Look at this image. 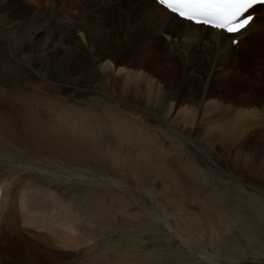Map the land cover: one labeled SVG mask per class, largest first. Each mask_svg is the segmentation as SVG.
<instances>
[{"label": "bare ground", "instance_id": "6f19581e", "mask_svg": "<svg viewBox=\"0 0 264 264\" xmlns=\"http://www.w3.org/2000/svg\"><path fill=\"white\" fill-rule=\"evenodd\" d=\"M33 1L35 3L33 8L35 9L32 8L31 14L25 19L27 26H25L26 24L24 27L22 25L21 34L24 36H19L18 38L20 34L9 33L11 38H8L9 40L11 39L9 45L14 53L26 50L30 58L32 54L35 53L33 55L35 56L39 52L37 47L32 46L34 44L32 41L33 34L43 29V25L51 20L52 17V21L62 23L74 18L72 15L60 10L65 7L79 6L76 1L80 0H71V4L70 0ZM86 1L89 0H84L81 7L85 5ZM152 1L153 3L150 0H131L130 6L132 2L135 5L134 7L139 6L143 11L138 13L139 17L137 19L134 10L133 13L128 12V17H135V19L131 25L129 23L130 20H127L128 23L125 22L123 30L129 31L133 35L135 32L138 34L146 30L147 38L150 39L152 37L151 34L155 33L163 34L164 38H167L169 34H166L163 30L174 29L175 33L170 34L173 36L171 39L173 43L177 44L178 42L182 49H192L203 45L209 50H216L221 55L231 50L233 44H231L230 37L234 35L223 34L208 27L182 21L167 12H162L154 0ZM43 2L46 4H43ZM16 4L14 5L16 6ZM41 4H43V8L44 6L47 8L46 11L40 9ZM28 6L30 7L31 5L28 3L27 8ZM258 8H261V12L258 11ZM113 9L118 10V7L115 5ZM253 11L258 12L254 16V23L247 31L237 34L239 37H243L244 33L251 28L260 25L259 30L255 32V37L264 33V6H257ZM3 18L5 19L6 17ZM3 18H0L1 22H3ZM29 25H32L30 30L28 29ZM97 29L95 33L93 28L89 29L87 27L85 28L86 33L80 34L81 37L86 38L81 40L83 42L86 41L90 46L88 53L91 56L93 66L100 72L99 76L102 75V79H104V89L111 85L113 91L114 87L119 95L128 97V88L130 89L129 86H131L132 82L138 80L140 84L141 81H144L146 84L145 92L137 89L139 84L136 82V84L133 82L134 88L131 89L134 92L143 93L145 102L149 104L154 94L155 101H153L155 104L158 103L160 107H165L159 100V90L148 85L149 80L145 79L150 78L140 69V67H144V62L137 60V57L140 55L142 57L143 53L130 54L128 60L119 61L116 58V53L114 54L110 49L111 45L108 44L111 40L106 37V34L109 32H102V30L100 32ZM207 32H209V36L205 40L204 36ZM25 36H27L28 40L24 43ZM210 41L213 42V46H210ZM262 42L263 51L256 48L257 52H264V40ZM24 56L26 58V55ZM46 59L47 57L41 60L44 62ZM24 60L26 61V59ZM6 62H4V66L7 64ZM18 63L14 64L16 66L15 69H10L0 64V101L8 109L6 110L8 115H6L3 111L4 107H1L3 105H0V184L2 186L0 264H163L164 259H157V256L161 255H158L157 250L152 249L153 253L148 250L147 254L143 252L144 254L137 258L135 256L137 253H135L134 258L131 257L133 255L129 253L130 251L126 244L128 233L137 235L147 230L153 231L157 235H161L162 231H168L169 236L165 235V237L171 240L172 243H176V239L179 238V233L169 222L168 215L151 208V205L145 199V193L151 192L148 190L151 178L150 158L142 155L138 149L128 144V133L120 136L112 132L113 128H107L104 132L102 130L103 125L100 127L99 134L95 132L96 124L99 120L97 116L94 117L92 115L93 119L92 117L91 121L88 119V122L90 121L89 126L85 128V113L71 105L67 108L70 110L76 109L74 113L62 110L52 121L42 118L38 111L32 110L31 106L33 99L37 97H32L31 92L26 91L22 84L24 81L23 75L27 68L22 70L23 67L20 68V65H17ZM29 63L31 62L29 61ZM34 65L40 66L35 68L37 70L35 71L44 81L51 84L52 80H48L50 77L51 79L57 78L56 82L67 84L63 86L58 84V87L54 86L56 83L53 86L50 84L43 86L42 82L36 84L39 87L38 89L42 91V102L39 101L41 97L39 100L37 99L41 104L46 105L49 101V96L43 95V92H49L48 95L51 93L57 96V93L60 94L64 90L68 91L71 87H78L76 84V86H68L71 85L69 83L71 80L64 75L63 71L54 75L51 66H44L37 60ZM226 71L228 72L229 70L226 69ZM31 72V76H34L35 72ZM56 75L57 77H53ZM58 79L66 80L61 81ZM35 89L37 90V88ZM80 90L81 92H86L82 89ZM171 93L170 91L168 94ZM225 93L211 95L213 98L211 97L212 99L208 103H206L207 100L205 101L202 116L210 115L202 119L203 126L200 124L206 133L203 141L201 139L206 149L204 151L205 155L222 172L224 167L219 164V159L226 153L237 168L241 165L250 167L253 162L264 158V152H261L260 155H256L250 160L246 159L249 151L256 148V141L260 139L262 144L264 141V93L255 94L248 97L247 100H237L235 101V105H237L232 109L224 108L222 105V102L229 97ZM189 96H191V92ZM57 98L59 100L62 99L60 96ZM171 99H174V97L168 95L163 101L166 106L167 104L170 105L167 116L172 114L171 110H174V107L173 109L171 108L173 106V102H170ZM155 104L150 105L155 106ZM219 109L221 111L217 113ZM182 111L183 113L179 116L182 121L180 126H177V124L173 125L169 121L158 127L161 130L160 133L164 136L159 135V140L156 144L159 145L160 142H164L165 138L168 141L169 139L171 141L174 140V146L170 143V155H175V157H180L182 154H176L179 146L184 145L180 140L181 135L186 134L188 138H191V134L194 131L199 136L196 129V127H199L198 125L196 126L197 120H195L194 116L196 112L186 109ZM20 115L26 116L25 123L19 121ZM163 115L165 117L166 114L164 113ZM162 119L164 118L162 117ZM124 125L125 122L123 120L121 122L122 129ZM170 129L174 132H171ZM121 133L123 132L121 131ZM234 143L238 144L239 152L231 150ZM15 146L25 150L27 154L19 152ZM155 160L157 162L160 161L158 152L155 155ZM167 160L169 162H166L164 158L162 159L161 166L163 168L175 162L174 158L171 160L167 157ZM261 168H264L263 164ZM19 179H22L21 183H18ZM209 179L211 182V178ZM130 202L137 209L135 208L136 210L128 213ZM136 219L138 221H135ZM115 233L118 235L117 242L114 241L116 239L114 238ZM176 249H173L169 255H176ZM200 259H207L208 263L219 264L216 259H212L213 261L208 259V257H200ZM69 260L72 262L69 263ZM170 260L169 264H178L180 259L176 257V259ZM181 260V264H191L188 259ZM191 260L195 262V259Z\"/></svg>", "mask_w": 264, "mask_h": 264}, {"label": "rangeland", "instance_id": "374dc122", "mask_svg": "<svg viewBox=\"0 0 264 264\" xmlns=\"http://www.w3.org/2000/svg\"><path fill=\"white\" fill-rule=\"evenodd\" d=\"M83 1H76L79 6L65 7L60 10L68 13V15H73L74 19L72 18L68 22L62 23L52 21V17L51 20L43 25V29L39 30L40 32L37 31L33 34L32 41L34 44L32 46L37 47L41 53L38 52L33 56L34 53L32 54L33 57L31 56L30 58L26 50L14 53L9 45L11 39L9 40L8 38H11L9 33L20 34L18 38L19 36H24L21 33L26 24L25 19L31 14L35 5L34 1L0 0L2 3V5L0 3V18L6 17L5 19L3 18V22L0 19V64L4 66V62L7 61L6 65H14L19 62L17 65H20V68H27L28 76L24 73L22 84L26 91L31 92L32 97H37L33 99L31 106L32 110L38 111L42 118L52 121L62 110L70 113H74L76 109L82 110L86 115L84 116V118L86 117L85 128L89 126L92 115L94 117L97 116L99 120L96 124L95 132L99 134L100 127L103 125V129H101L104 132L107 128H113L112 132L120 136L128 133V144L138 149L142 155L150 158L151 178L148 190L151 192L145 193V199L151 205V208L168 215L169 222L179 233V238H177L178 240L176 239V243H172L171 240L165 237V235L169 236L168 231H162L161 235L164 233V236L157 235L149 230L146 231L147 233L142 232V235L140 233H138L139 235L128 233L126 244L130 251L129 253L133 255L130 256L134 257L135 253H137L135 255L137 258L144 253L147 254L148 250L152 251V249H155L158 251V255L161 254L159 256L161 258L157 256V259H164L163 264H169L171 262L170 259H176V257L180 259L178 264L182 262L181 259H188L191 264H213L211 262L208 263L207 259H205V262L200 257H208L210 260L216 259L219 264H264V168H261L262 164L264 167V158H261V162H253L250 167L241 165L237 168L226 153L219 159V164L224 167L223 173L205 155L204 151L206 149L202 141L206 137V133L201 127V125L203 126L202 119L210 115L202 116L205 101L207 100L206 103H208L213 98L212 96L226 92L225 94H228L229 97L222 102V105L224 108L232 109L237 105H235V101L247 100L248 97L255 94L264 93V52L256 51V48L263 51L262 41L264 40V33L258 34L254 39L248 41L250 48H244V50L240 51L232 45L231 50L222 55L216 50L207 49L203 45L192 49H182L178 42L177 44L173 43L171 39L173 36L170 34L175 33L174 29L163 30L166 34H169L167 38H164L163 34L155 33L151 34L152 37L150 39L147 38L146 30L138 34L135 32L134 35L130 34L129 31L123 30L125 22L128 23L127 20H130V25L133 24L135 17L136 19L139 17L138 13L143 11L139 6L134 7L135 5L132 2L130 6L131 0H89L81 7ZM150 2L153 3L152 0ZM28 3L31 6L27 8ZM71 3L72 1L70 0ZM43 4L40 5V9L46 11V7L43 8L42 6ZM115 5L118 10L113 9ZM132 7L134 8L131 9ZM133 10L136 16L129 18L128 12L133 13ZM260 10L261 8L258 11L261 12ZM19 27L22 28L20 29ZM31 27L32 25H29L28 29L30 30ZM87 27L89 29L93 28L95 33L97 28L100 32L101 30L102 32H109H105L108 34H106V37L112 41V43L109 41L108 44L111 45L110 49L114 54L116 53V58L119 61L128 60L130 54L143 53L142 57L141 55L138 56L139 58L137 57V60L144 62V67H140V69L150 78L145 79L149 80L148 85L159 90V100L165 107H160L158 103L155 104L154 94L150 102V104H155L153 107L145 102L143 93L134 92L131 89L134 88L132 84L135 82L139 84L140 81L138 80L133 81L134 83L132 82V87L129 86L128 97L119 95L114 87L113 91L111 85L104 89V79H102V75L99 76L100 72L93 66L91 56L88 53L90 46L86 41L83 42L81 40L86 39L81 37L80 33H86L85 28ZM260 27L261 25L258 26V28ZM74 29L79 32L80 37L78 35L77 37L69 38L72 39L70 42L67 37L72 34L71 32ZM208 36L209 32L204 36L205 40ZM25 37L24 43L28 40L27 36ZM118 41H120L119 44ZM210 46H213L212 41H210ZM9 49L12 50V55ZM24 55H26V58ZM45 57L47 59L43 62L41 59ZM12 59L14 60L11 61ZM24 59L26 61L29 60L31 63L28 64L29 61L26 62ZM36 60L44 66H51L54 75L63 71L64 75L71 80L69 82L71 85L68 86L78 85V87H71L68 91L64 90L65 93L63 91L60 93L61 95L57 93V96L51 93L48 95L49 92H43V95L49 96V101L46 105L41 104L37 99L39 100L41 97L42 91L38 89L39 87L36 84L31 82L32 79L35 80L39 76L35 68L40 66L34 65ZM216 64L218 65L216 66ZM218 68L220 69L218 70ZM231 68L233 69L230 70ZM28 69L30 70L28 71ZM226 69L229 71L227 72ZM31 71L36 74L34 73V76H31ZM28 77H32L31 80ZM53 77H57V75ZM40 78L39 76L38 83L44 81V79ZM56 79L49 77L48 80H52L51 86L55 83L61 86L67 85L56 82ZM58 80L65 81L66 79ZM30 84L32 85L30 86ZM145 85V82L141 81L137 89L145 92ZM33 87L37 88V90ZM80 89L86 92H81ZM170 91L172 93L168 94ZM190 92L191 96H189ZM168 95L174 97V99L170 100V102H173L171 108L173 109L174 107V110L170 109L172 114H168L169 116H167V111H169L168 107L170 105L167 104L166 106L163 102ZM58 96L62 99L59 100ZM42 97L39 100L41 102ZM0 103V105H3V102L0 101ZM157 104L160 108L157 107ZM70 105L76 109H68L67 107ZM193 105L195 108L192 107ZM1 107H4L3 111L6 113L7 107L4 105ZM185 109L196 112L194 116L195 120H197L196 126L198 125L199 127H196L199 136L194 131L191 134V138H188L186 134L181 135L180 140L184 145L179 146L176 154H182L180 157H175V155H170L171 144L174 146V140L171 141L169 139L168 141L167 138H163L164 142H160L159 145L156 144L159 140V135H163L158 127L169 121L173 125L177 124V126H180L182 121L179 116L183 113L182 110ZM220 111V109L217 110V113ZM164 113L166 114L165 117ZM88 119L90 120L89 122ZM123 120L125 125L122 129L121 122ZM144 120L146 123L143 122ZM19 121L25 123L26 116L20 115ZM170 131L174 132L171 129ZM166 139L168 142L165 141ZM259 141H256V148L249 151L246 159L250 160L264 152V141L263 144L260 139ZM16 148L19 152L27 154L25 150ZM231 150L239 152L238 144L234 143ZM157 152L160 157L159 162L155 160ZM167 157L171 160L174 158L175 162L164 167V169L161 163L163 158L167 162ZM209 178H211V182ZM21 182L22 179H19L18 183ZM135 208V205L131 203L128 213L137 209ZM135 221H138V219ZM115 234L114 238L116 239L114 241L117 242L118 235L117 233ZM175 248H177V254H174L173 258L169 253ZM179 253L180 255L178 256ZM191 259H195L196 263L192 262ZM71 262L69 260V263Z\"/></svg>", "mask_w": 264, "mask_h": 264}, {"label": "snow or ice", "instance_id": "6c2138e0", "mask_svg": "<svg viewBox=\"0 0 264 264\" xmlns=\"http://www.w3.org/2000/svg\"><path fill=\"white\" fill-rule=\"evenodd\" d=\"M162 12L216 32L235 35L247 31L254 23L249 14L264 0H154ZM231 44L237 45L236 39Z\"/></svg>", "mask_w": 264, "mask_h": 264}]
</instances>
